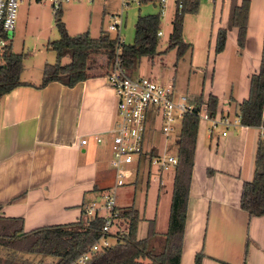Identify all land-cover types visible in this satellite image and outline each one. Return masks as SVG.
<instances>
[{"label":"crops","instance_id":"obj_1","mask_svg":"<svg viewBox=\"0 0 264 264\" xmlns=\"http://www.w3.org/2000/svg\"><path fill=\"white\" fill-rule=\"evenodd\" d=\"M241 1L200 0L196 13L184 15L182 37L190 45L183 56L189 54V77H198V85H180L175 73L166 80L191 99L215 96L214 113L231 122L209 131L210 121L199 119L179 264H193L198 253L200 264H264V212L250 216L240 206L242 184L254 176L257 143L264 135L258 126L234 122L260 65L264 0H249L239 47L237 26H228L231 4ZM65 10L79 14L72 23L76 30L95 29L93 12L85 22V10L77 4ZM220 28L227 29L226 39L216 52ZM105 73L91 72L72 86L49 81L40 87L42 77L20 78L22 84L1 96L0 215L22 218L24 231L79 220L82 204L111 184L108 130L116 97ZM94 134L103 140L95 141ZM155 224L154 219V230Z\"/></svg>","mask_w":264,"mask_h":264},{"label":"trees","instance_id":"obj_2","mask_svg":"<svg viewBox=\"0 0 264 264\" xmlns=\"http://www.w3.org/2000/svg\"><path fill=\"white\" fill-rule=\"evenodd\" d=\"M146 1V0H142ZM200 0H176V9L172 18L171 31L168 36L167 49L175 48L176 57L183 55L189 47L182 37L183 18L186 13H196ZM180 3V6H178ZM249 0L240 4L232 3L230 8L229 26H237V43L243 46L246 33V19ZM61 9L55 14V25L59 38L49 42V47L56 53L54 63H45L39 86L49 81H58L63 85L72 86L76 82L91 75L95 60L89 63L91 55L105 53L106 66L110 67L119 48L121 64L130 73L137 66L142 56L153 57L158 51L161 14L148 13L138 15L134 23V40L131 43L117 45L116 38L106 32H100L97 37L83 31L71 35L64 22L60 19ZM226 28L217 31L215 51L224 48ZM69 57L65 63L63 57ZM22 69V54L12 50L8 43L0 55V98L13 87L22 84L20 71ZM107 72V71H106ZM192 101L201 104L200 99ZM212 113L217 106V98L210 95L206 100ZM264 105V34L260 65L256 73L250 77V90L246 99L238 108L239 122L243 125L257 126L262 120ZM199 118L195 113H186L181 119L178 143L176 148L177 163L174 166L173 183L170 197L167 228L163 244L159 249L151 247V239L155 236L154 219L147 220L144 237H138L140 212L134 204L118 208V217L126 222V229L108 233L106 236L115 238L108 246L97 250L86 264H179L182 251V238L186 221V210L189 194L190 178L194 164V151ZM153 147L148 155L153 156ZM255 172L251 180L242 184L240 206L250 216L264 212V137H260L254 158ZM149 174H147L148 176ZM104 217L95 215L77 221L42 225L30 230H23V220L19 217H4L0 215V246L7 250L4 258L0 256V264H30L26 259H20V253H37L55 256L51 264H70L82 252L99 238ZM200 254H196L193 264H200Z\"/></svg>","mask_w":264,"mask_h":264},{"label":"rangeland","instance_id":"obj_3","mask_svg":"<svg viewBox=\"0 0 264 264\" xmlns=\"http://www.w3.org/2000/svg\"><path fill=\"white\" fill-rule=\"evenodd\" d=\"M77 4L81 9L85 10L83 13L84 21H87V12H93V25L95 29L90 30L92 37H97L99 33L107 29L108 14L114 10L120 9V0H103L88 2L87 0H73L63 2L61 4L63 15L60 19L69 34L74 35L79 28L72 27L74 21H78L79 14L74 12H65V8L69 4ZM176 0H166L165 13L161 16L159 43L157 46V53L153 57L142 56L137 66L132 70L133 76L143 75L151 79L165 82L171 77L173 73L176 74L175 80L180 84H191L195 81L198 85V77H189L188 72H192L189 64L187 53L180 58L176 57V49H167L168 36L171 31L172 18L176 9ZM160 10L158 0L141 1L139 4L130 2L124 8L125 25L121 30V37L125 43H131L134 40V23L138 15L148 13H157ZM192 14V13H189ZM184 19V18H183ZM95 23H99L98 27ZM110 35L114 32L109 31ZM8 43L15 52L22 54V69L19 78H33L34 76L42 77V69L45 63H54L56 53L49 47V42L59 38V31L55 25V17L49 2L38 0H21L17 10L15 27L9 33ZM69 57H63L62 62L65 63ZM95 60L94 62H92ZM93 63L92 71L106 72L111 68L106 66L105 53L91 55L89 63ZM130 71V70H128ZM189 78V79H188ZM34 79V78H33ZM194 82V83H195ZM184 83V84H183ZM179 91H182L180 88ZM160 121L156 119L153 129H147L145 135L144 147L147 148L153 145L158 151H162L165 147V153L175 154L177 148V124L172 125L173 130L169 137H165L160 130ZM216 129V128H215ZM132 166V164H131ZM147 160L144 159L140 163V169L136 177L132 173L126 178L123 185L118 186L115 190V203L118 208L134 204L140 211V220L138 223V237H144L147 229V220L154 218L155 236L151 239V247L159 249L164 240V232L167 226L169 202L172 191L173 170H164L162 189L159 188V175L156 166L150 165L148 168ZM133 170V168L131 169ZM147 174H149L147 176ZM148 180V182H147ZM107 183H112V177L106 179ZM89 198V196L87 197ZM86 216L82 214V219ZM119 228L126 229V222L117 219ZM109 241L114 242L115 238L109 236ZM7 250L0 246V256L4 258ZM21 259H26L30 264H51L56 261L55 256L42 255L37 253H20Z\"/></svg>","mask_w":264,"mask_h":264},{"label":"built area","instance_id":"obj_4","mask_svg":"<svg viewBox=\"0 0 264 264\" xmlns=\"http://www.w3.org/2000/svg\"><path fill=\"white\" fill-rule=\"evenodd\" d=\"M21 0H0V55L8 44L9 32L15 27L18 6ZM49 2L52 12L55 14L61 8L63 2L73 0H38ZM88 2L103 0H87ZM142 0H120V9L108 14L107 29L104 31L114 32L112 37L116 38L117 45L123 43L121 30L125 25L124 8L130 2L139 4ZM160 14L165 13L166 0H158ZM180 6V3H178ZM161 30L157 32L161 35ZM119 48L115 51V56L111 68L105 73V77L112 87L116 97V109L114 124L109 133L110 160L112 183L99 191L98 196L82 204V214L93 217L97 214L104 217L101 225V235L95 240L87 250L82 252L70 264H86L92 255L104 246L111 244L108 233H115L123 230L119 228L117 219L118 209L115 203V190L125 183L126 178L134 173L137 176L140 163L146 159L148 168L155 165L157 173L174 168L177 163V154L165 153L156 149L153 156H149V151L153 145L144 147L147 129H153L156 119L160 121V130L165 137L171 135L172 125L177 124L178 135L181 119L186 113H195L199 119L209 120L212 130L216 124H231L228 116H217L212 113L207 106L206 100L197 104L184 92L178 91L172 80L165 82L151 79L143 75L133 76L121 64ZM234 122H239L237 116ZM264 135V118L257 125ZM97 142L103 140L99 134H94ZM86 138H81L80 144L86 142ZM132 164V166H131ZM133 168V170H131Z\"/></svg>","mask_w":264,"mask_h":264}]
</instances>
